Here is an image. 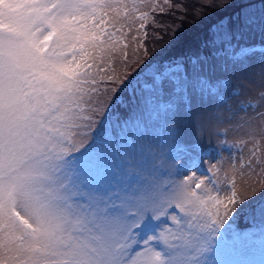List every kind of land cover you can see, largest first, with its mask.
Here are the masks:
<instances>
[{
    "label": "snow or ice",
    "instance_id": "snow-or-ice-1",
    "mask_svg": "<svg viewBox=\"0 0 264 264\" xmlns=\"http://www.w3.org/2000/svg\"><path fill=\"white\" fill-rule=\"evenodd\" d=\"M0 264H264V0H0Z\"/></svg>",
    "mask_w": 264,
    "mask_h": 264
},
{
    "label": "rangeland",
    "instance_id": "rangeland-1",
    "mask_svg": "<svg viewBox=\"0 0 264 264\" xmlns=\"http://www.w3.org/2000/svg\"><path fill=\"white\" fill-rule=\"evenodd\" d=\"M158 2H162V0H158ZM136 24H139V19L136 20ZM149 31H151L150 27ZM244 118L246 119L247 117ZM218 132L219 135H217L215 131H206L202 135L203 150H208V155L206 158H204L206 155L203 156L204 159L202 158L201 163L205 169L209 165H216L221 171H226L230 169L233 162H236L237 164L240 162L236 159L240 153L238 152L237 147L226 146V144H237V140L234 138L236 134L231 131V128H229L228 131L221 128ZM205 152L206 151H204V154ZM240 225L242 228L245 227L243 224ZM246 255L247 258L251 260L259 261L261 258L259 246L249 249Z\"/></svg>",
    "mask_w": 264,
    "mask_h": 264
},
{
    "label": "trees",
    "instance_id": "trees-1",
    "mask_svg": "<svg viewBox=\"0 0 264 264\" xmlns=\"http://www.w3.org/2000/svg\"><path fill=\"white\" fill-rule=\"evenodd\" d=\"M204 11L207 13V12H211L212 9H205ZM217 18H218V16H216V15H213L211 17L212 20H215ZM186 19H187V21H194V17H192L191 14H189V16ZM207 22L208 21L206 20L205 23H207ZM186 27H191V24L190 23L186 24ZM238 224H239V226H241L240 224H243L244 226H246L247 225V221H245V220H239L238 221Z\"/></svg>",
    "mask_w": 264,
    "mask_h": 264
}]
</instances>
